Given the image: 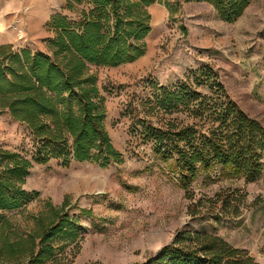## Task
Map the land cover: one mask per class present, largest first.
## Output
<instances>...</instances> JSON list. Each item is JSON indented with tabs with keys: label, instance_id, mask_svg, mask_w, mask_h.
Segmentation results:
<instances>
[{
	"label": "rangeland",
	"instance_id": "374dc122",
	"mask_svg": "<svg viewBox=\"0 0 264 264\" xmlns=\"http://www.w3.org/2000/svg\"><path fill=\"white\" fill-rule=\"evenodd\" d=\"M148 9L145 54L117 66L89 68L106 98V127L124 161L105 167L90 160L68 166L58 159L35 162L25 188L39 196L5 213L17 227L29 229L30 215L44 210L47 201L61 205L69 197L68 213L81 232L79 248L66 249L70 264L143 262L184 229L219 235L264 264V169L259 179L247 181L219 165L202 168L185 189L172 163L156 158L134 127L155 85L188 79L205 91L219 79L264 126V0H253L233 22L205 1L156 0ZM13 25L0 28V44L48 51L47 39L55 34L46 24L42 37L35 27L20 31ZM35 144L27 124L8 112L0 115V147L30 156Z\"/></svg>",
	"mask_w": 264,
	"mask_h": 264
},
{
	"label": "trees",
	"instance_id": "16d2710c",
	"mask_svg": "<svg viewBox=\"0 0 264 264\" xmlns=\"http://www.w3.org/2000/svg\"><path fill=\"white\" fill-rule=\"evenodd\" d=\"M155 1L66 0L70 14L54 13L46 24L55 34L47 39L48 51L0 44V115L8 112L27 124L36 141L30 156L0 147V264H70L66 249L79 248L81 232L68 213L69 197L61 205L47 201L44 210L30 215L29 229L17 227L5 211L23 209L39 196L25 188L35 162L58 159L68 166L90 160L105 167L124 161L106 127V98L89 68L145 54L148 6ZM197 1L211 3L222 19L233 22L253 0ZM214 81L206 91L189 79L155 85L140 105L143 119L134 124L155 157L172 163L185 189L200 169L215 165L247 181L263 173L264 126ZM132 264L260 263L219 235L184 229L156 256Z\"/></svg>",
	"mask_w": 264,
	"mask_h": 264
},
{
	"label": "crops",
	"instance_id": "0c3cea01",
	"mask_svg": "<svg viewBox=\"0 0 264 264\" xmlns=\"http://www.w3.org/2000/svg\"><path fill=\"white\" fill-rule=\"evenodd\" d=\"M66 0H0V28L35 27L44 35V26L52 14L64 10Z\"/></svg>",
	"mask_w": 264,
	"mask_h": 264
}]
</instances>
